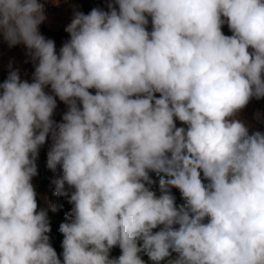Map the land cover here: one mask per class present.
Returning <instances> with one entry per match:
<instances>
[{"label": "clouds", "instance_id": "obj_1", "mask_svg": "<svg viewBox=\"0 0 264 264\" xmlns=\"http://www.w3.org/2000/svg\"><path fill=\"white\" fill-rule=\"evenodd\" d=\"M106 7L74 6L57 50L44 3L0 0L34 67L0 83V264H264V131L240 118L264 99V0ZM48 138L62 259L32 182Z\"/></svg>", "mask_w": 264, "mask_h": 264}, {"label": "rangeland", "instance_id": "obj_2", "mask_svg": "<svg viewBox=\"0 0 264 264\" xmlns=\"http://www.w3.org/2000/svg\"><path fill=\"white\" fill-rule=\"evenodd\" d=\"M45 4V20L39 26L40 32L46 37L55 41L56 48L68 39L69 34L64 30L66 25L70 23L73 15L74 6L76 10L82 11L87 14L94 7H100L107 10V3L109 0H59L58 4H54L53 0H40ZM148 30H151V21L149 18ZM222 31L225 35L231 33L227 24L222 26ZM11 69H18L20 78L22 80H28L31 82L32 73L34 72L33 64L29 57L26 55V49L20 45L9 47L7 42L3 39V35L0 34V73L4 80ZM47 90V89H46ZM90 92L95 93V89H90ZM66 111V106L63 102L57 98V108L54 112L53 119L57 122L62 120L63 113ZM240 118L245 120L250 125V130L258 129L264 131V101L253 99L240 113ZM177 126H182V122L176 121ZM51 145V139L48 138L46 143L41 146L39 150V156L36 163L47 173L49 181L60 174L59 169L54 174L46 167L47 151ZM33 184L37 191V203L39 207H46L47 202H50L57 207L56 212H49L50 220L52 218L65 219V213L70 211V206L67 202H57L56 195L54 194V185H47L43 182L39 175L33 178ZM53 186V187H52ZM154 189H158L157 184L153 185ZM173 195L176 197V202L181 200L180 192L178 189H172ZM157 194H159L157 192ZM58 204H57V203Z\"/></svg>", "mask_w": 264, "mask_h": 264}, {"label": "trees", "instance_id": "obj_3", "mask_svg": "<svg viewBox=\"0 0 264 264\" xmlns=\"http://www.w3.org/2000/svg\"><path fill=\"white\" fill-rule=\"evenodd\" d=\"M231 34L232 33H229L228 35H231ZM3 81H4V78H3L2 74L0 73V83H3ZM157 95H159V94H157ZM261 100L264 101V99H261ZM37 166H38V175H39L40 179L43 182L47 183V185L51 186L50 181H49L48 176H47V173L45 171H43V169L38 164H37ZM152 176H153L154 180H158V178L155 177L154 174H152ZM65 199H66V197H60V196L56 195V201L58 203L59 202H65ZM180 203H183L182 199L177 204H180ZM70 208H71V206H70ZM61 222H63V220H60L59 218H52L50 220V226H51V231L49 233L50 240H51L52 246L57 251L58 255H61L62 251H63L62 246H61V243L63 240V235L59 232V225ZM120 254H121V250L118 246L113 247L111 250V253H110V255L112 257H119ZM142 258L145 259L146 261L148 260L147 256H143ZM61 259H62V255H61ZM149 264H151V262H149Z\"/></svg>", "mask_w": 264, "mask_h": 264}]
</instances>
